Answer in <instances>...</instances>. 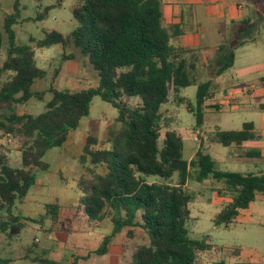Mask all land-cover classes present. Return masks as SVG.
<instances>
[{
  "label": "trees",
  "instance_id": "obj_1",
  "mask_svg": "<svg viewBox=\"0 0 264 264\" xmlns=\"http://www.w3.org/2000/svg\"><path fill=\"white\" fill-rule=\"evenodd\" d=\"M61 2L54 0V4L45 7L31 21H42L49 9L60 6ZM17 4L15 12L5 17L0 30V50L3 34L7 37L6 57L0 65V133L19 136L22 141L19 167H12L0 151V234L9 239L19 235L22 225L12 209L35 184L36 170H47L42 161L45 153L66 142L69 133L89 115L92 98L98 96L117 110L115 120L119 128L109 131L104 143L107 147H100L97 137H86L79 163L88 165L91 177L78 182L79 202L91 222H101L112 212V228L95 250L83 257L75 256L70 264L85 261L91 255L107 254L114 238L131 227L144 231L148 243L134 249L129 264H197V255L210 250L212 245L208 238L195 240L188 234L191 212L185 185L190 169L197 182L208 179L221 182L231 194V201L213 220L215 227L224 228L232 225L239 212L247 209L257 195L264 197V172L222 171L202 149L186 160L182 155V138L175 130L165 131L159 144L160 110L169 101L170 90L183 103L184 99L178 97L180 90L196 86L193 105L189 99L185 101L194 114L196 128L202 126L207 108L217 109L206 106L213 98L210 81L197 83L191 72L193 67L181 57L182 51L169 44L170 34L162 26L161 1L75 0L72 16L77 25L67 36L51 30L44 31L39 40L30 38L29 43L37 49L60 46L63 61L86 59L99 78L96 88L74 92L49 87L47 92L51 97L38 115L15 112L16 106L31 99L43 101L44 93L32 90V86L46 76L36 65L32 46L15 42L12 26L18 16ZM248 42L252 39L220 46L218 51L223 57L213 76L232 68L234 50ZM5 74L10 76L1 82ZM256 138L253 124L244 123L241 130L215 131L211 141L228 147L241 146ZM245 156L260 157L258 152H247ZM99 167L102 172L94 174V168ZM174 175L177 176L174 185L147 183L144 178L157 176L168 181ZM59 208L57 203L47 204L43 216L26 220L38 223L47 217L52 227L57 224ZM33 261L57 264L45 259ZM0 264L11 261L0 257Z\"/></svg>",
  "mask_w": 264,
  "mask_h": 264
},
{
  "label": "rangeland",
  "instance_id": "obj_2",
  "mask_svg": "<svg viewBox=\"0 0 264 264\" xmlns=\"http://www.w3.org/2000/svg\"><path fill=\"white\" fill-rule=\"evenodd\" d=\"M15 2L18 3V16L12 26L15 32V42L32 46L37 67L46 72L45 78L37 80L32 86V90L44 93L43 101L31 99L24 105L16 106L15 112L18 115L42 113L44 103L51 97L47 92L49 87L71 92L96 88L98 74L86 59L76 58L75 61H63L60 46L54 45L49 48L37 49L32 43H29L30 38L41 39L44 31L54 30L67 36L77 25L72 16L75 0H62L60 6L50 8L47 16L38 22L31 20L45 7L54 4V0H0V30L5 17L15 12ZM243 6V12L250 16L251 21H248L240 29L236 40L252 39V42L246 43L244 49L236 51L238 62L234 70L239 75H253L257 71L264 72V0H244ZM227 38L226 43L234 42V40H229L230 37ZM3 39L0 65L6 57L7 37L4 34ZM248 75L246 76L248 77ZM9 76L8 74L3 75L1 82L7 80ZM249 83L252 84V82ZM243 84L248 85V83ZM239 86L229 89L224 98L218 99V104L222 105L218 109L219 111L216 108H208L210 110L204 111L203 124L199 128H196L194 114L190 112V107L179 103L170 90L169 101L160 110L159 144L163 140L165 131H177L183 141V158L188 160L197 150L204 148V142H212L211 134L214 130H241L242 125L247 122H253L257 129L262 128L264 126L262 110L256 109L254 106L251 109H235V104L238 103L235 91L253 92V89L247 91L243 90V86L239 89ZM195 94L196 86L181 90V95L189 99L192 105ZM226 96L229 98L225 99ZM213 103L212 101L209 104L214 106ZM206 106H208V102ZM116 117L117 110L115 108L102 101L100 97H93L89 115L81 119L76 130L69 133L66 142L61 147L50 149L45 153L42 161L48 166L47 170H36L35 184L25 199L21 203H16L12 209L13 214L19 218V223L22 225L19 235L9 239L0 234L1 258L11 259V264H40L33 261L34 258L49 260L57 264H70L75 256L83 257L88 251L95 250L102 238L111 232L112 212H108L101 222H91L79 202L81 192L78 182L81 178L91 177V173L86 168L88 165H81L79 157L88 136L97 137L101 141L100 147L109 146L104 143L108 138L109 131L119 128V123L115 120ZM198 129L203 134V138L201 136V138H197L195 130ZM21 141L19 136L8 137L0 133V150L9 154V164L12 167L19 166L20 155L18 152ZM216 147L222 153L230 151L229 148H224L221 145ZM237 152L240 153L238 150ZM240 157L234 158V163L231 166L228 162H221L219 168L239 173H257L259 170H264L263 165L254 167L252 159H247L246 162L245 157L241 154ZM93 171L94 174H98L102 172V168H94ZM194 176L193 170L190 169L185 186L186 193L190 197L189 209L191 212V220L187 225L188 234L191 239L195 240H207L208 238V243L212 245L210 250L197 255V264H233L238 261L250 260L245 257L248 253L264 257V202L259 198L250 205V207L254 206L250 221L243 223L236 220L228 228L215 227L213 220L228 204L226 200L231 199V194L221 182L212 179L197 182ZM144 178L147 183L170 185L177 183L176 175L168 181L157 176ZM257 196L262 197L261 195ZM55 203L60 205L59 218L55 226L51 227L47 217L38 223L26 220L27 218L38 219L45 214V205ZM128 231H131V236H128ZM144 243H148V236L144 231L138 227L126 228L114 238L107 254L103 256L91 255L85 261L79 260L77 264H129L134 249ZM262 263L264 262L251 264Z\"/></svg>",
  "mask_w": 264,
  "mask_h": 264
},
{
  "label": "crops",
  "instance_id": "obj_3",
  "mask_svg": "<svg viewBox=\"0 0 264 264\" xmlns=\"http://www.w3.org/2000/svg\"><path fill=\"white\" fill-rule=\"evenodd\" d=\"M160 1L162 3V12H163L162 26L170 34L169 44L176 50L182 51L180 52L181 57L182 59L186 60L188 66L193 67L191 72L192 74L195 75L197 83H203L207 81H210L211 83L210 91H211V96H213V98L210 101H208V106L212 105L209 103L210 102L212 103L213 100L214 103H218V99L221 100L222 98H224V95H226L229 89H233L238 85H240L239 89H241V86L247 85L243 83H248V85L252 86L253 92L241 93L235 91L234 92L235 97L238 100L237 101L238 103L235 104V109L236 108H239V110L251 109L254 106L256 107V109L262 110L264 112V72L257 71L253 75H248V74L239 75V73H237L234 70L238 62L236 51L244 49L245 45H247L250 42L242 46H238L234 50L235 57L232 68H230L229 70L218 76H213V72L218 67L217 63L221 61L223 57L220 56L218 51L220 45L228 40L227 37H230L229 40H234V42H232L233 45L236 44L238 41L236 40L237 39L236 37L238 36V32L245 25L246 22L251 21L250 16L243 12L244 0L242 1L241 0H160ZM246 75H248V77ZM249 82H252V84H250ZM181 90L178 94V97L183 98L184 99L183 104H186L185 101L187 100V98L181 95ZM247 123L253 124V131L257 136V138L254 141L245 142L241 146L231 145L228 147H224L230 149L231 152L229 151L228 153H222L219 151V149L216 146L220 144L214 142L205 143L203 141L204 142V148L202 149L203 152L209 154L213 158V160L217 163L218 167L221 162H225V163L228 162L230 166L233 165L234 158H241L240 157L241 154V156L245 157L244 159L246 160V162L247 159L248 160L252 159L251 162L254 167L263 165L264 168V126H262V128L260 129H257L253 122H247ZM263 123H264V117H263ZM195 131H196L195 134H197V138H201L203 136V134L200 133L199 129ZM215 131H220V130H214L212 132L214 133ZM200 143H201V139H200ZM237 150L240 151V153H238ZM247 152H258L260 157L257 158L246 157L245 154ZM4 153L8 158L9 154L7 152ZM19 162H20V157H19ZM222 171H227V170H222ZM262 172H264V170H259L257 171V173L254 172H247V173L259 174ZM259 198L262 202H264L263 196L262 197L256 196L255 201ZM230 201L231 199L226 200L227 203H229ZM249 207L244 210L246 212H244L243 210L239 212V215L236 218L237 221L243 223L250 221L252 217V208L254 206L253 207L251 206L250 209ZM245 257L249 258L250 260L238 261V262H246V263L264 262V257L259 256L255 253L254 254L248 253L247 255H245Z\"/></svg>",
  "mask_w": 264,
  "mask_h": 264
},
{
  "label": "built area",
  "instance_id": "obj_4",
  "mask_svg": "<svg viewBox=\"0 0 264 264\" xmlns=\"http://www.w3.org/2000/svg\"><path fill=\"white\" fill-rule=\"evenodd\" d=\"M252 89H253L252 86L247 85V86H244V89H243V90L250 91V90H252ZM227 98H229V96H226V97H225V99H227ZM213 102H214V100H213ZM213 105H214L215 107H217V109H219V108L222 107V105H220V104H218V103H213Z\"/></svg>",
  "mask_w": 264,
  "mask_h": 264
}]
</instances>
